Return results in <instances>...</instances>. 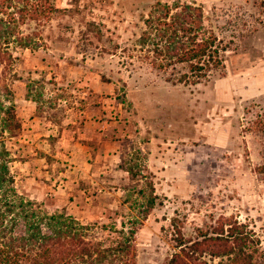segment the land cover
Wrapping results in <instances>:
<instances>
[{
	"label": "rangeland",
	"instance_id": "rangeland-1",
	"mask_svg": "<svg viewBox=\"0 0 264 264\" xmlns=\"http://www.w3.org/2000/svg\"><path fill=\"white\" fill-rule=\"evenodd\" d=\"M155 2L200 7L222 69L195 85L173 82L180 65L154 69L135 42ZM53 9L18 25L27 48L11 43L0 64L20 125L5 141L16 193L104 244L134 228V264H166L175 229L200 240L221 218L244 225L254 264H264V0H54ZM99 138L116 146L95 161ZM201 263L229 264L206 254Z\"/></svg>",
	"mask_w": 264,
	"mask_h": 264
},
{
	"label": "trees",
	"instance_id": "trees-1",
	"mask_svg": "<svg viewBox=\"0 0 264 264\" xmlns=\"http://www.w3.org/2000/svg\"><path fill=\"white\" fill-rule=\"evenodd\" d=\"M54 0H0V64L10 60L7 48L14 43L27 48L28 40L16 36L18 25L38 24L51 16ZM136 45L145 47L144 58L154 69L166 71L180 65L185 69L174 83L195 85L223 67L220 41L203 24L202 10L188 4L155 2L142 20ZM1 87L0 96V264H134V228L113 231L109 243L84 234L70 216L42 213L37 204L18 195L10 164L13 154L5 143L16 136L20 125L14 106ZM6 141V142H5ZM151 208L152 199L148 201ZM206 233L185 241L178 229L172 239L177 250L166 264H196L198 257L225 258L229 264H254L256 243L244 225L221 218ZM113 230V229H112ZM110 231V230H109ZM112 232V231H110ZM204 264V263H201Z\"/></svg>",
	"mask_w": 264,
	"mask_h": 264
},
{
	"label": "crops",
	"instance_id": "crops-1",
	"mask_svg": "<svg viewBox=\"0 0 264 264\" xmlns=\"http://www.w3.org/2000/svg\"><path fill=\"white\" fill-rule=\"evenodd\" d=\"M85 118H87L86 116H84ZM38 128H40L39 127V125H37V122H33L32 123V128H30V130L28 131V136H27V139L29 140V139H32V138H34L36 135H38V131H39V129ZM55 131L56 130H54V132L52 133V131L50 132V133H52V134H50L51 136H53L54 137V135H55ZM41 136H42V134H40ZM22 137H26V136H22ZM43 137V136H42ZM47 137V136H46ZM23 140V139H22ZM99 140H100V142H102V143H99L100 144V146H101V151H97L98 153H97V156L95 155V161H97V159H101V158H103V156L104 157H108L109 155H108V152L110 151V148H113V147H115L116 146V144H115V142H113V141H109L107 138H105V139H102V138H99ZM24 141V140H23ZM86 142V143H85ZM83 144H82V149H86L87 148V150H88V148H89V150H93L92 149V147H90L92 144H89V142L88 141H85ZM91 143H93V142H91ZM32 144V142L30 143V145ZM94 145V144H93ZM98 145V144H97ZM118 147V146H117ZM83 150V151H84ZM87 159V158H86ZM31 160V159H30ZM29 160V162L31 163V161ZM18 168H17V170L19 171V167H20V164H18V166H17ZM66 203H70V201L68 200V198H67V200H66Z\"/></svg>",
	"mask_w": 264,
	"mask_h": 264
}]
</instances>
